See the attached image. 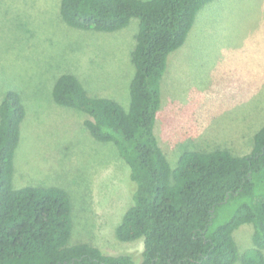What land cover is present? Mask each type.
<instances>
[{
	"label": "rangeland",
	"instance_id": "374dc122",
	"mask_svg": "<svg viewBox=\"0 0 264 264\" xmlns=\"http://www.w3.org/2000/svg\"><path fill=\"white\" fill-rule=\"evenodd\" d=\"M60 0H0V101L6 90L25 107L13 186H58L71 201L69 243L140 261L142 238L115 228L132 204L128 165L112 142L95 140L86 113L54 102L57 77L73 73L88 94L125 109L134 73L138 19L116 31L84 30L59 15ZM264 124V0H212L184 43L167 58L154 132L171 166L184 149L251 150ZM252 224L233 231L238 255L252 246ZM234 264H242L238 258Z\"/></svg>",
	"mask_w": 264,
	"mask_h": 264
},
{
	"label": "trees",
	"instance_id": "16d2710c",
	"mask_svg": "<svg viewBox=\"0 0 264 264\" xmlns=\"http://www.w3.org/2000/svg\"><path fill=\"white\" fill-rule=\"evenodd\" d=\"M212 0H60L70 27L112 32L138 19L134 73L125 109L91 96L73 73L52 87L55 103L86 113L83 125L112 142L128 165L132 204L115 228L120 241L142 238L140 261L69 243L68 192L58 186H13L14 156L25 107L6 90L0 101V264H264V124L250 151L184 149L171 166L154 125L168 55L180 47L197 12ZM252 224V246L238 255L233 231Z\"/></svg>",
	"mask_w": 264,
	"mask_h": 264
}]
</instances>
